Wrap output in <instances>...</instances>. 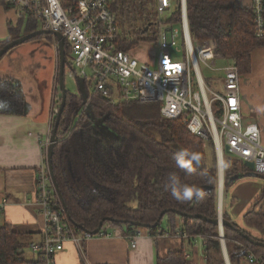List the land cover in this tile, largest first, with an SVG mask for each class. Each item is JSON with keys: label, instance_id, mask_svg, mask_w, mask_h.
Wrapping results in <instances>:
<instances>
[{"label": "trees", "instance_id": "16d2710c", "mask_svg": "<svg viewBox=\"0 0 264 264\" xmlns=\"http://www.w3.org/2000/svg\"><path fill=\"white\" fill-rule=\"evenodd\" d=\"M187 4L193 42L214 40L218 53L235 64L241 75L250 74L253 51L264 48V39L256 34L252 10L236 6L235 0H187ZM153 6L154 0L112 2V13L122 31L119 41L122 50L132 51L141 42L154 40L155 31L144 32L155 21ZM132 15L141 19L145 27L140 31L132 29L125 34V25ZM33 22L28 23V33L37 31L32 27ZM21 23L17 28L9 24V42L19 38ZM48 39L52 40L50 36ZM67 57L69 51L66 48V66L69 64ZM20 81L11 76L0 78V95L23 104L27 97L16 94L17 89H24ZM83 103L81 97L68 93L52 166L67 217L76 232L82 233L75 225H83L92 233L103 223V227H108L110 231L123 229L125 235L131 237L138 235L140 228L133 223H140L150 226L149 233L156 239L163 231L172 235L180 230L189 236L190 241L195 237L203 239L207 264H226L222 257L218 226L173 212L202 215L212 220L219 217V172L215 165H207L208 150L205 145L208 142L191 134L182 120L164 119L159 109L148 110L139 101L114 102L94 96L90 112L85 111L78 121ZM220 106V102L214 103L213 110L218 111ZM103 120L105 130L109 132L99 135L95 126ZM69 132L72 134L67 138ZM209 146L215 149L212 141H209ZM181 149H188L200 156V163L193 164L191 174L176 166L174 156ZM224 161L225 198L235 184L232 179L241 172L231 167L229 155L225 156ZM173 172L181 177L184 184L200 189L202 195L188 200L173 197L164 187L168 175ZM60 201L59 196L55 195L54 205L57 208ZM231 203H236V200L232 198ZM164 212L160 224L152 227ZM223 219L235 227H224L231 264L249 261V255L259 260L255 264H264V247L252 245L235 230L240 228L244 234L264 242V188L243 217V227L233 221L225 209ZM251 231L259 237H255ZM27 240L26 236L16 234L12 226L0 222V264H43L40 257L26 256L25 250L29 248ZM214 252L221 257L215 259ZM155 261L156 264H188L183 249L158 256ZM80 263L87 264L84 258Z\"/></svg>", "mask_w": 264, "mask_h": 264}, {"label": "built area", "instance_id": "2783aa9c", "mask_svg": "<svg viewBox=\"0 0 264 264\" xmlns=\"http://www.w3.org/2000/svg\"><path fill=\"white\" fill-rule=\"evenodd\" d=\"M113 1L0 0V7L15 10L20 20L38 21L42 30L63 36L65 50L69 51L68 77L76 82L83 80L89 96L78 121L94 96L114 102L161 104L164 119L182 120L191 134L205 142H213L219 175L222 168L225 175L224 160L229 155L241 161L244 168H248L246 162L253 163L252 171L264 176L262 130L256 123L245 122L242 112L240 86L243 76L235 64L218 53L214 40L193 42L187 0H154L155 21L148 31L155 27L153 41L158 55L154 69L137 59L136 48L124 51L119 47L122 31L111 10ZM241 7L252 10L257 37L264 39V0H250L248 6ZM173 50L182 55L181 60L173 57ZM218 61L229 64L220 69L222 89L215 92L203 78L201 65L218 71ZM216 102L221 106L215 112ZM58 111L55 106L53 121ZM71 134L69 132L67 138ZM49 145L50 140L44 143L45 163L37 169V202L45 226L41 240L31 243L29 250L40 257L43 264H58L57 259L68 244L84 258L83 243L93 237L110 238L113 233L103 227L96 236L90 233L79 236L61 201L58 208L54 205L57 192L47 160ZM226 147L229 154L225 152ZM7 203L0 204V218ZM137 236H126L133 249L137 248ZM166 237L189 240L180 230L172 235L163 231L156 239ZM249 262L255 264L259 260L249 255Z\"/></svg>", "mask_w": 264, "mask_h": 264}, {"label": "crops", "instance_id": "0c3cea01", "mask_svg": "<svg viewBox=\"0 0 264 264\" xmlns=\"http://www.w3.org/2000/svg\"><path fill=\"white\" fill-rule=\"evenodd\" d=\"M249 3L250 0H235L237 6H248ZM5 11L0 7V46L11 40L9 22H13L8 21ZM55 44L54 41L56 63L59 64ZM6 76L9 75L0 74V78ZM14 78L20 79L24 85V89H17L16 94L27 99L19 104L0 95V204L8 201L2 210L0 222L12 226L16 234L26 236L30 245L41 240L45 226L37 202V169L45 163L43 145L51 140L53 110L57 104L59 86L53 76L45 93L43 90L37 93L29 80ZM240 90L245 122L260 126L264 146V113L256 111L258 105H264V48L253 51L251 72L241 77ZM263 188L261 183L250 178L239 183L237 180L230 191L236 200L232 204H236L235 208L228 213L233 221L248 212ZM112 233L110 238L93 237L85 242L84 259L87 264H156L158 256L180 249L185 251L188 264H207L206 247L201 237H195L192 241L175 237L155 239L147 228H142L137 232V248L133 249L123 229ZM57 261L58 264H81V256L72 244H68ZM240 264L252 263L243 260Z\"/></svg>", "mask_w": 264, "mask_h": 264}, {"label": "rangeland", "instance_id": "374dc122", "mask_svg": "<svg viewBox=\"0 0 264 264\" xmlns=\"http://www.w3.org/2000/svg\"><path fill=\"white\" fill-rule=\"evenodd\" d=\"M5 12H6L5 16L7 17L8 21L13 22L12 23L13 27L17 28L19 24L22 22L21 23L22 29H21V33L19 37H23L29 34L28 33L29 30L27 29L28 22L24 20H20L18 18L19 15L16 14L15 10L11 9ZM148 12H149V9H148ZM32 27L37 30H42V25L38 21L33 22ZM144 27H145V24L143 23V21H141V19L137 18L135 15H132L130 19H128V23L125 25L124 32L125 34H129L132 29H135L136 31H140ZM154 31H155V27L153 26L149 33H153ZM54 41L55 40L50 41L48 37L44 35L34 41H28L22 45L15 47L11 51H9L0 60V74L14 76L17 78L20 77L21 79L29 80L33 88L36 87L37 93L41 92L42 90L45 93V90H47L49 83L51 82V81L49 82V80L52 79L53 76H54V79L56 78L57 86H58V81H59L58 74H59L60 69H59L58 62L56 63V55H55L54 45H53ZM156 49H157L156 42L145 41V42H141L134 52L137 53L138 55L137 59L140 62L148 63L151 65V68L154 69L156 66L157 55H158V53L156 52ZM172 54L174 58L181 60V56H182L181 54L176 53L175 50H173ZM67 59L69 61L68 57ZM55 63H56V66H55ZM228 64H229L228 61H218V65H217L218 71H212L207 66L201 65L203 78L205 79L208 87L212 91L217 92L222 89L221 79L223 77V73L220 71V69L224 68ZM68 69H69V66L67 65L65 67V75H64V82H65L66 90L69 94L78 96L79 91H78L77 82L68 77V73H67ZM58 94L59 96H58L57 104H56L57 110H59L60 104L62 102V93L59 88H58ZM90 105H91V102H90ZM144 106L148 110L152 109L155 111L158 109L161 110L162 108L161 104H148V105L144 104ZM54 120L56 121V117L54 118ZM55 121H53L54 122L53 125L55 124ZM102 122H103L102 125L105 126L104 120ZM95 127L97 131H99L98 123ZM102 133L106 134L105 132H102ZM205 147L208 150L207 165L213 166V167L215 165V167H218V162L215 156L216 154L215 149L210 148L209 143L206 144ZM209 156H210V159H209ZM230 165L232 168L238 169L241 172V175H238V176H241L242 178L238 180V183L243 182L244 179L248 180L250 178L252 181L259 182L264 186V176L256 175L252 179V177L250 176H252L254 172L250 170L249 168L244 169V166L241 161L231 157ZM235 183H237V181ZM231 199H232L231 193L230 195L227 194L225 198H223V208L225 209L227 213H230L231 210L234 209L236 205L235 204L234 206H232ZM246 213L247 211L245 212V214ZM245 214H243L242 216L238 218L235 217L236 223H238V225H242V227L244 225L243 216H245ZM164 226H166L165 222H164ZM141 229L142 228H138V231ZM251 233L255 237H259V235L256 234V232L255 233L251 232ZM77 234L79 236H82V233H77ZM84 244L85 243H83V249L85 246ZM240 246H243V245H240ZM25 251H26V256L28 258H34V255L31 253L29 248L28 250L26 249ZM84 254H85V250H84ZM213 257L215 259H219L221 256L220 254H217L214 252ZM222 257H223V252H222ZM81 258H83V256Z\"/></svg>", "mask_w": 264, "mask_h": 264}, {"label": "water", "instance_id": "95a60500", "mask_svg": "<svg viewBox=\"0 0 264 264\" xmlns=\"http://www.w3.org/2000/svg\"><path fill=\"white\" fill-rule=\"evenodd\" d=\"M153 24H149L145 29L144 32H148L150 27ZM50 36L52 38V40H55L58 43V50H59V74H58V80H59V89L62 93V102L60 104L59 107V112L56 116V121L54 124V128H53V132H52V136H51V140H50V145L48 148V154H47V160H48V165H49V169H50V173H51V177H52V182L53 185L55 187V190L57 192L56 195L59 196V198L62 201V204L64 206L63 200H62V195L61 192L59 190V186L57 184L56 181V177L54 175V171H53V156H54V150H55V145L58 143L59 138H58V130H59V126H60V121H61V117L63 115L64 109L66 107V100L68 97V92L66 90V86H65V82H64V75H65V67H66V50H65V40L63 38V36L58 33V32H53V31H46V30H37V31H33L30 34H27L21 38H18L12 42H10L9 44H7L2 50H0V60L12 49H14L15 47L22 45L28 41L34 40L37 37H41V36ZM77 85H78V91L79 94L77 97H81L84 100V105H86V103L88 102V93L85 89V85H84V81L83 80H77ZM91 110V106L87 107L86 111L90 112ZM109 131V130H108ZM226 154H229V150L226 147L225 150ZM245 166L248 167L250 170H254V164L250 163V162H246ZM223 168L222 171L220 172L219 175V217L216 220H212V219H208V217H204L202 215H187L181 212H177L175 210H173V212L178 213L179 216L182 217H188L191 219H201L203 221L209 222L211 224H214L216 226L219 227L220 230V240H221V244H222V252H223V257L224 260L226 262V264H231L230 259H229V255H228V251H227V246H226V240H225V236H224V227H232L235 228L232 223L227 222L223 219V206H222V199H223V192H224V180H225V176L223 175ZM256 174L253 173L252 176L250 177H255ZM241 176H235L232 181L236 182L237 180L241 179ZM65 207V206H64ZM222 208V209H221ZM165 215V212L161 214L158 222L152 226V227H157L160 222L162 221L163 217ZM134 226L136 227H140V228H149L150 226H142V224L140 223H133ZM75 227H77L78 229H80L82 231V233H89L88 230L82 225H75ZM103 228V223L100 224V226L97 228V231L95 230L94 232L90 233L92 236H96L97 234H99V232L101 231V229ZM241 236H243L248 242H250L252 245L255 246H259V247H264V242H260V241H256L255 239L251 238L249 235L244 234V232L242 230H240V228H236L235 229Z\"/></svg>", "mask_w": 264, "mask_h": 264}, {"label": "clouds", "instance_id": "9594fccd", "mask_svg": "<svg viewBox=\"0 0 264 264\" xmlns=\"http://www.w3.org/2000/svg\"><path fill=\"white\" fill-rule=\"evenodd\" d=\"M258 113H264V105H258L256 107ZM176 166L186 172V174H191L194 171L193 164L200 163V156L188 149L179 150L174 156ZM166 191H170L172 196L177 200H188L193 196H201L202 192L200 189L194 186H189L184 184L181 177L176 173H170L167 177V181L164 185Z\"/></svg>", "mask_w": 264, "mask_h": 264}, {"label": "flooded vegetation", "instance_id": "af4514ba", "mask_svg": "<svg viewBox=\"0 0 264 264\" xmlns=\"http://www.w3.org/2000/svg\"><path fill=\"white\" fill-rule=\"evenodd\" d=\"M38 38H40V37H37V38H35L34 40H36V39H38ZM16 40V39H15ZM34 40H31V41H34ZM14 41V40H13ZM12 42V41H11ZM58 52H59V50H58ZM59 54V53H58ZM58 56H60V55H58ZM58 83H59V81H58ZM8 102V101H7ZM6 102V103H7ZM11 104H13V102H11ZM99 135H104L102 132H105L106 134L109 132L108 130L107 131H105V126H103L102 124H103V122L102 121H99Z\"/></svg>", "mask_w": 264, "mask_h": 264}, {"label": "bare ground", "instance_id": "6f19581e", "mask_svg": "<svg viewBox=\"0 0 264 264\" xmlns=\"http://www.w3.org/2000/svg\"><path fill=\"white\" fill-rule=\"evenodd\" d=\"M220 171H222V169H220ZM223 197H224V192H223ZM222 206H223V199H222ZM222 209V208H221Z\"/></svg>", "mask_w": 264, "mask_h": 264}]
</instances>
